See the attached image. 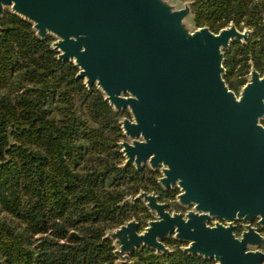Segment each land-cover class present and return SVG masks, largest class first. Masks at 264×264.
Segmentation results:
<instances>
[{"label":"water","instance_id":"water-1","mask_svg":"<svg viewBox=\"0 0 264 264\" xmlns=\"http://www.w3.org/2000/svg\"><path fill=\"white\" fill-rule=\"evenodd\" d=\"M184 1L174 8L165 0H0V17L9 11L38 37H53L58 59L72 62L87 88L131 114L119 120L122 165L159 171L160 185L194 207L170 212L155 192L126 197L155 218L143 230L132 218L106 231L115 264L131 263L138 248L171 253V235L215 264H264V237L252 225L264 228V73L252 64L237 94L224 66L232 42L252 30L199 27ZM236 220L247 222L241 235Z\"/></svg>","mask_w":264,"mask_h":264},{"label":"trees","instance_id":"trees-1","mask_svg":"<svg viewBox=\"0 0 264 264\" xmlns=\"http://www.w3.org/2000/svg\"><path fill=\"white\" fill-rule=\"evenodd\" d=\"M191 1L199 27L252 30L225 52L230 88L246 83L252 64L263 74L264 0ZM52 41L9 11L0 17V264H115L106 231L149 215L126 197L146 191L163 201L178 190H165L147 166L122 165L119 120L128 113L87 88ZM172 240L171 253L138 248L129 264H215Z\"/></svg>","mask_w":264,"mask_h":264},{"label":"rangeland","instance_id":"rangeland-1","mask_svg":"<svg viewBox=\"0 0 264 264\" xmlns=\"http://www.w3.org/2000/svg\"><path fill=\"white\" fill-rule=\"evenodd\" d=\"M168 4H170V5H172L174 8H180V7H183V5H184V3H185V1L184 0H165ZM8 9V8H7ZM186 25H187V27L189 28V29H191V30H193L196 26L194 25V23H193V21H192V19H191V17H188L187 19H186ZM54 39V38H53ZM248 76H249V73L247 74V76H246V79L248 80ZM247 82V81H246ZM243 86V85H242ZM242 86L240 87V89L238 90V91H235L237 94H239V92H240V90H241V88H242ZM125 112H127L128 113V115H125L126 117H128V118H131V114L126 110ZM159 172V171H158ZM159 176H160V172H159ZM175 190H178V193H179V189H175ZM178 193H177V195H178ZM177 195H176V197L175 198H173V199H168L167 201L168 202H164V203H166L167 204V209L170 211V212H180V213H183V214H186L188 211H190V210H193L194 209V207L192 206V205H190V206H183V205H181L178 201H177ZM162 202V201H161ZM168 204H171V205H168ZM169 206V207H168ZM155 218V213H151L150 211H149V215L145 218V219H143L142 221H140V220H138L136 217H134V219H136L137 221H139V223H140V230H143L146 226H147V224H148V222L150 221V220H152V219H154ZM243 222L244 224V228H245V225L247 224V222L246 221H243V220H236L235 222H234V224L236 223V222ZM256 223H257V220L255 221ZM213 222H210V224H212ZM254 223V222H253ZM252 223V224H253ZM257 225H258V223H257ZM262 228V229H264L263 227H261L260 225H258V227L257 228ZM116 228V227H115ZM170 237H172L173 238V236L171 235ZM169 237V238H170ZM168 239V238H167ZM183 243V245H182V247L183 246H186L187 245V243H185V242H182ZM169 247V246H168ZM261 247V246H260ZM259 247V249H261Z\"/></svg>","mask_w":264,"mask_h":264},{"label":"flooded vegetation","instance_id":"flooded-vegetation-1","mask_svg":"<svg viewBox=\"0 0 264 264\" xmlns=\"http://www.w3.org/2000/svg\"><path fill=\"white\" fill-rule=\"evenodd\" d=\"M165 195H168V194H165ZM165 195L163 196V197H165ZM160 201H162V200H160ZM162 202H168L167 200H165V198H164V200L162 201ZM168 205H171V204H168ZM169 207V206H168ZM244 223L243 222H236L235 223V228H234V231H235V233L237 234V235H241V233L244 231V225H243ZM254 227H258V225H257V223L256 222H254L253 224H252ZM258 232L264 237V229H262V228H258ZM173 238L172 237H170V238H168V239H166L165 241H164V243L167 245V246H170V244L171 245H173V246H177V244H173V240H172ZM183 244L181 243L180 244V246H182ZM261 247V250L264 252V240L262 241V243H261V245H260Z\"/></svg>","mask_w":264,"mask_h":264}]
</instances>
